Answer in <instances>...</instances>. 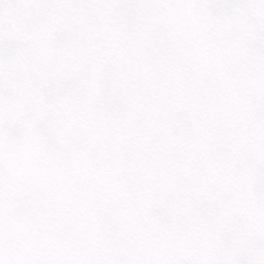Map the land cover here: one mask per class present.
<instances>
[{
  "label": "snow or ice",
  "instance_id": "1",
  "mask_svg": "<svg viewBox=\"0 0 264 264\" xmlns=\"http://www.w3.org/2000/svg\"><path fill=\"white\" fill-rule=\"evenodd\" d=\"M0 264H264V0H0Z\"/></svg>",
  "mask_w": 264,
  "mask_h": 264
}]
</instances>
